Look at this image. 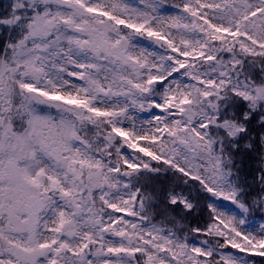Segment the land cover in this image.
Instances as JSON below:
<instances>
[{
	"label": "snow or ice",
	"instance_id": "1",
	"mask_svg": "<svg viewBox=\"0 0 264 264\" xmlns=\"http://www.w3.org/2000/svg\"><path fill=\"white\" fill-rule=\"evenodd\" d=\"M0 33V264H264V0H9Z\"/></svg>",
	"mask_w": 264,
	"mask_h": 264
},
{
	"label": "rangeland",
	"instance_id": "2",
	"mask_svg": "<svg viewBox=\"0 0 264 264\" xmlns=\"http://www.w3.org/2000/svg\"><path fill=\"white\" fill-rule=\"evenodd\" d=\"M133 3H138L139 0H132ZM172 12H175L176 9H171ZM1 35V33H0ZM142 44L146 45V46H150L149 45V42L148 41H141ZM156 114H160V110L158 109H154L153 110ZM134 115H136L138 117L139 120H147L150 118L151 116V113L149 112H143V113H134ZM226 204H229L230 205V202H224ZM235 210V209H233ZM131 219V218H129ZM261 223H264V219H260V218H256V219H253V220H250V224H249V227L252 228V229H255V230H258L259 229V225ZM233 251H236V250H233Z\"/></svg>",
	"mask_w": 264,
	"mask_h": 264
},
{
	"label": "trees",
	"instance_id": "3",
	"mask_svg": "<svg viewBox=\"0 0 264 264\" xmlns=\"http://www.w3.org/2000/svg\"><path fill=\"white\" fill-rule=\"evenodd\" d=\"M8 3H9V0H0V14H3L4 13V11H5V9H6V7H7V5H8ZM3 33H1V35H0V39H2L3 38ZM244 165H245V167H246V169H249V170H251V169H254L255 168V166H256V161L254 160V159H251V158H246L245 160H244ZM193 195H196V192H195V190H193ZM202 203H203V200H202ZM256 218H260V219H264V217H262L260 214H255L254 216H252V217H250L249 219L250 220H253V219H256ZM256 259H260L259 257H257Z\"/></svg>",
	"mask_w": 264,
	"mask_h": 264
}]
</instances>
